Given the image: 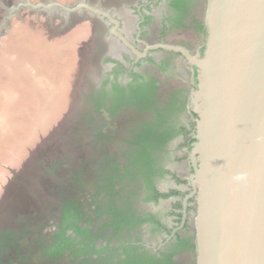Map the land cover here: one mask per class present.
<instances>
[{"label": "flooded vegetation", "instance_id": "af4514ba", "mask_svg": "<svg viewBox=\"0 0 264 264\" xmlns=\"http://www.w3.org/2000/svg\"><path fill=\"white\" fill-rule=\"evenodd\" d=\"M160 1L166 3V8L170 12L168 21L172 22L169 28L161 30L160 33L163 35L175 29L174 24L178 18L175 5L183 3L182 6H185L189 4V0H121L120 3L108 6L112 7V10H107V7L99 8L116 15L120 23L117 31L135 46L139 40L149 43L145 40V34L153 29L151 26L153 15L149 11H152ZM197 3L198 0L190 2L193 8ZM118 9L123 14L120 17L113 12ZM81 12L90 17L85 21H91L92 35L101 45V49L95 55L99 69L102 70L100 77L97 73L96 84L82 87L83 103L87 108L86 131L82 134L89 141L86 146L80 147L81 153L74 163L61 165L67 169L64 168L65 173L67 172L63 177L64 184L53 185V181H49L53 187L50 194L53 201H50L46 208L33 205L32 198L29 199L32 196L29 188L24 189L21 206L15 202L17 197L16 193H13L14 211L4 212L8 213L5 216L2 214L13 224L0 231V264H87L86 257L92 259L89 264H129L134 258L139 259L145 253L148 254L147 257L163 259L165 255L173 254L178 241L184 238H193L191 241L196 245L197 195L188 198L185 207L186 198L194 191L190 180L194 173L191 151L197 141L198 117H195L191 93L188 94L186 110L191 118L189 126L181 121L188 134H180L168 146L170 151L171 144L183 139L181 142L184 144H181L180 148L185 149L189 171L183 173L180 170H171L169 153L163 160V167L167 173L157 177L149 191L142 181L135 180L133 173H129L125 168L128 160L124 156L126 150L124 140L132 133L130 127L135 121L134 116L142 118L139 109L136 106H125L129 104L126 100L115 114L112 115L108 110L117 106L115 100L118 99V92L114 89V84L125 87L127 91L124 98L130 100L129 84L141 81V79L136 81L135 75L146 77L147 71L140 70L143 63L148 62L151 67L158 70L151 60L160 64L169 53L174 52L153 50L146 57L139 58L112 31L114 24L106 17L94 14L88 9L68 14L75 17ZM90 14L96 19L90 20L93 18ZM204 26L207 29L205 22ZM129 34L134 42L129 39ZM201 34L205 40L199 52L204 56L206 50L203 49L207 45L208 35ZM117 39L131 52L130 55L124 51L122 55H118L117 49H112L113 41ZM161 42L168 43L164 40ZM155 51L163 52L164 57L155 59L151 56ZM175 59L176 57L174 62ZM173 61L171 66L175 64ZM108 64L110 67L106 66ZM170 67L165 72L161 70L158 72L162 74L169 72ZM188 71L192 76V87L195 90L198 85L197 68L193 67ZM101 103L102 106L99 108L98 105ZM116 140H119L117 145L114 144ZM50 171L52 172L53 168ZM185 174L188 177H183ZM51 185L47 184V187L50 188ZM55 188H59L58 192ZM35 201L38 205V198ZM80 230H84V233L81 234ZM26 244L29 248L24 247ZM70 244L73 247H70ZM83 249L102 252H92L88 256L78 257L73 254L74 251ZM182 254L175 255L174 260Z\"/></svg>", "mask_w": 264, "mask_h": 264}, {"label": "rangeland", "instance_id": "374dc122", "mask_svg": "<svg viewBox=\"0 0 264 264\" xmlns=\"http://www.w3.org/2000/svg\"><path fill=\"white\" fill-rule=\"evenodd\" d=\"M30 1L34 4L57 2ZM120 1L74 0L67 6L86 2L112 10L108 6ZM208 2L198 0L193 17L186 20L185 27L162 35L161 30L169 28L172 22L168 21L170 12L166 3L160 1L149 11L153 15V29L145 34V40L150 44L164 40L184 45L198 54L205 39L192 19L205 22ZM26 3L25 0H0V231L13 224L2 216L15 209L13 193L17 197L15 202L21 206L24 189L29 188L33 205L46 208L53 201L50 197L53 187L49 181H53V185L64 184L62 181L67 172L61 165L74 163L81 153L80 147L89 141L83 136L87 108L83 103L82 87L96 84L97 73L100 77L102 72L95 57L101 45L92 35L91 21H85L90 18L87 14L81 12L74 17L60 8L34 10ZM113 12L119 17L123 15L120 9ZM91 17L90 20L96 19ZM129 39L134 42L130 34ZM114 41L118 55H122V51L131 54L118 39ZM135 47L140 51L144 49L141 43ZM151 56L158 59L164 57V53L155 51ZM173 64L164 74L148 62H144L140 70L152 71L160 77L162 92L188 88L191 93L193 80L188 71L191 67L181 56H177ZM106 66L110 67V64ZM181 121L189 126L188 112ZM181 140L170 145L169 162L171 170L185 173L189 171V163L184 147L180 148L184 144ZM116 141L115 145L119 140ZM55 189L58 192L59 188ZM176 261L193 264L197 262V254L187 252Z\"/></svg>", "mask_w": 264, "mask_h": 264}, {"label": "water", "instance_id": "95a60500", "mask_svg": "<svg viewBox=\"0 0 264 264\" xmlns=\"http://www.w3.org/2000/svg\"><path fill=\"white\" fill-rule=\"evenodd\" d=\"M34 10L88 9L114 24L112 31L139 58L164 50L197 68V141L190 176L197 195V264H264V0H209L205 54L160 42L140 51L120 32L109 11L86 2L25 0Z\"/></svg>", "mask_w": 264, "mask_h": 264}, {"label": "trees", "instance_id": "16d2710c", "mask_svg": "<svg viewBox=\"0 0 264 264\" xmlns=\"http://www.w3.org/2000/svg\"><path fill=\"white\" fill-rule=\"evenodd\" d=\"M179 1V0H176ZM190 2L192 0H189ZM182 6L176 4L178 11V18L174 27L179 29L186 25L184 24L188 18L193 17L194 8L192 5ZM182 6V7H181ZM196 24V29L200 33L208 35V30L204 26V22L197 19H192ZM205 51V48L203 49ZM177 57L175 53H169L167 58L160 64L151 60L158 70L165 72L171 66L174 58ZM157 70V71H158ZM145 76L135 75L137 79H141L136 84H129L130 100L124 98L126 88L118 84H114V89L118 92V99H116L117 106L108 109L112 115L119 111L127 100L130 106H136L139 109V114L142 118H136L130 127L131 135L124 140L126 150L124 156L128 160L126 165L127 171L133 173L135 180L142 181L144 187L149 191L154 185L157 177L164 176L167 171L163 167V160L169 155L170 142L180 134H188L186 127L181 123V116L187 110L188 103V88H171L162 92L161 79L152 71L147 70ZM108 94H106L107 96ZM105 96V94H104ZM120 101V102H119ZM102 103L98 105L100 108ZM195 117L198 115L195 113ZM153 188V187H152ZM150 197H148L149 199ZM81 234L84 230H80ZM193 238H184L178 241L177 249L173 254L165 255L163 259L156 260L153 256L147 257V253L141 258H134L129 264H180L174 260V256L182 254L185 251L191 253L196 252V245L192 243ZM70 247H73L70 244ZM100 253L102 251H93L83 249L81 251H74V255L88 256L90 253ZM197 254V253H196ZM92 259L86 257L85 263L89 264ZM193 264H197L194 261Z\"/></svg>", "mask_w": 264, "mask_h": 264}, {"label": "crops", "instance_id": "0c3cea01", "mask_svg": "<svg viewBox=\"0 0 264 264\" xmlns=\"http://www.w3.org/2000/svg\"><path fill=\"white\" fill-rule=\"evenodd\" d=\"M59 3L65 4V5H69V4H73L74 0H55Z\"/></svg>", "mask_w": 264, "mask_h": 264}, {"label": "bare ground", "instance_id": "6f19581e", "mask_svg": "<svg viewBox=\"0 0 264 264\" xmlns=\"http://www.w3.org/2000/svg\"><path fill=\"white\" fill-rule=\"evenodd\" d=\"M111 44H112V43H111ZM112 49H113V50H116V47L113 45Z\"/></svg>", "mask_w": 264, "mask_h": 264}]
</instances>
